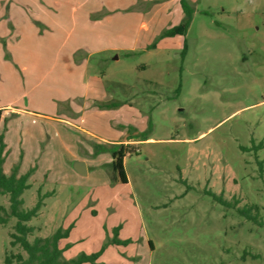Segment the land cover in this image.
I'll return each mask as SVG.
<instances>
[{"label": "rangeland", "instance_id": "1", "mask_svg": "<svg viewBox=\"0 0 264 264\" xmlns=\"http://www.w3.org/2000/svg\"><path fill=\"white\" fill-rule=\"evenodd\" d=\"M181 1L0 0L3 172L29 175L23 209L41 201L30 241L70 227L63 260L264 264L239 213L264 222V0H184L166 38ZM132 133L124 185L94 150Z\"/></svg>", "mask_w": 264, "mask_h": 264}, {"label": "trees", "instance_id": "2", "mask_svg": "<svg viewBox=\"0 0 264 264\" xmlns=\"http://www.w3.org/2000/svg\"><path fill=\"white\" fill-rule=\"evenodd\" d=\"M181 8L184 11L185 18L178 25L169 28L164 31L163 36L166 38L174 37L176 35H183L190 22L191 9L186 4V1H181ZM111 105H102L99 108L109 109ZM2 111L0 110V121ZM141 140L146 141L144 136L141 135ZM5 145L0 141V196H6L9 200L8 210L0 207V212H3L7 216L0 215V225H5L8 222V218L15 219L12 226V232H10L9 245L11 248H17V253H8L5 256L4 264H94L102 253L103 248L95 254L85 255L80 254L77 258L70 261L63 260V253L70 248V245L65 244L61 246V242L69 237L70 227L67 229H57L56 232L50 237L39 238L36 237L33 241H30L34 233V228L29 225L34 218L37 217V213L40 208L41 201H38L31 209H23L21 206L24 204L22 195L30 188L28 182V174L18 175L17 167H13L10 175H6L3 172V166L5 162ZM136 148L132 145L124 144H97L95 145L94 153L98 155L100 153H108L112 159V171L117 174L121 183L126 185L128 183L126 174L124 172V160L125 158L135 153ZM216 200L221 201L223 204H227L225 201L217 198L216 195L211 194ZM256 207H250L249 210H239L249 220H253L258 225H264V222H259L256 214L253 215L250 211ZM114 243L116 241L114 240Z\"/></svg>", "mask_w": 264, "mask_h": 264}, {"label": "crops", "instance_id": "3", "mask_svg": "<svg viewBox=\"0 0 264 264\" xmlns=\"http://www.w3.org/2000/svg\"><path fill=\"white\" fill-rule=\"evenodd\" d=\"M98 105V104H97ZM92 109H100L98 106L96 107L95 105H92ZM1 122V121H0ZM115 138V137H114ZM139 137H136V134L132 133V134H129L128 137H118L116 139H111V140H102L103 143H106V144H124L125 146L126 145H132V146H138L143 140L139 139ZM144 142V141H143ZM112 161V159H111Z\"/></svg>", "mask_w": 264, "mask_h": 264}, {"label": "water", "instance_id": "4", "mask_svg": "<svg viewBox=\"0 0 264 264\" xmlns=\"http://www.w3.org/2000/svg\"><path fill=\"white\" fill-rule=\"evenodd\" d=\"M73 170L78 174H85V165L83 162H75Z\"/></svg>", "mask_w": 264, "mask_h": 264}]
</instances>
